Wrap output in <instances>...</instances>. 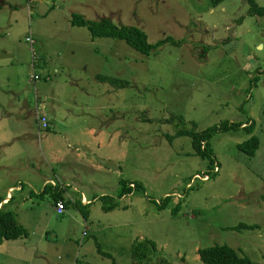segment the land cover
I'll return each instance as SVG.
<instances>
[{
    "label": "rangeland",
    "instance_id": "obj_1",
    "mask_svg": "<svg viewBox=\"0 0 264 264\" xmlns=\"http://www.w3.org/2000/svg\"><path fill=\"white\" fill-rule=\"evenodd\" d=\"M253 6L264 0H0V198L28 231L0 244V264H204L198 251L216 245L264 264V17ZM72 13L177 45L143 55L73 29ZM227 122L210 140L214 163L178 136ZM253 136L252 157L239 145ZM52 180L67 189L63 214L43 192ZM125 180L142 186L121 196ZM146 240L158 251L135 263Z\"/></svg>",
    "mask_w": 264,
    "mask_h": 264
},
{
    "label": "trees",
    "instance_id": "obj_2",
    "mask_svg": "<svg viewBox=\"0 0 264 264\" xmlns=\"http://www.w3.org/2000/svg\"><path fill=\"white\" fill-rule=\"evenodd\" d=\"M223 0H212L214 5H218ZM252 15H258L264 17V7L256 6L252 7L250 11ZM70 24L73 27H84L86 28L92 39L106 38V39H119L128 44L132 49L137 50L143 55H151L157 49L163 47L169 42H174L171 37H166L157 43H150L147 33L141 28L135 26H118L110 19H103L101 21H91L85 19L82 15L73 14L71 16ZM177 45V42H174ZM97 79L101 82L110 83L113 86H127L128 82H121L118 79H111L108 77L97 76ZM235 123H224L208 128L207 130L198 132L196 129L182 130L178 133V136H188L192 140V146L195 153L198 156L210 159L211 163H214L212 151L210 150V140L212 137L219 132H229L235 128ZM260 142L256 136H253L248 141L239 145V149L249 155L255 156ZM135 184L137 188L142 186L141 182L122 181L121 196L131 192L132 186ZM55 187V188H54ZM52 192L54 195L55 203L57 200L64 199V189L58 185L47 184L43 192ZM170 197L166 198V203L169 202ZM5 198H0V244L7 241H16L20 238L27 237L28 231L22 225L19 224L14 213L11 211H4L5 204L1 206ZM65 200V199H64ZM67 203V200L66 202ZM67 205V204H66ZM164 206V204L162 205ZM119 207V204L113 203L107 208V211L114 210ZM179 207V206H178ZM177 207L176 213L179 209ZM256 226H249L241 224L236 229H254ZM152 247L158 251L151 240L144 242L136 241L132 246V259L135 263L145 262L152 259L150 254L152 253ZM98 252L107 258L113 259L112 254L103 251L99 244H97ZM154 252V251H153ZM155 252V254H156ZM200 260L204 264H257L252 259L246 256H241L235 249L228 247L227 245H216L211 248H205L198 251ZM157 256V255H156ZM158 257V256H157ZM113 264H118L117 261H113Z\"/></svg>",
    "mask_w": 264,
    "mask_h": 264
},
{
    "label": "built area",
    "instance_id": "obj_3",
    "mask_svg": "<svg viewBox=\"0 0 264 264\" xmlns=\"http://www.w3.org/2000/svg\"><path fill=\"white\" fill-rule=\"evenodd\" d=\"M25 41L31 46V50L33 52V48H34V45H35V40H34L33 36L32 35L27 36ZM33 54H34V52H33ZM34 60H35V58H34ZM40 80H41V76L40 75L34 74L32 76V82L33 83H37V81H40ZM37 120H39V124H40V126L42 128H44V129H48L49 128L50 124H49V118L47 116H42L40 114L39 116H37ZM214 169H215L216 172H219V169H218L217 166L214 167ZM203 179L204 180L208 179V176L205 175ZM52 183H53L52 184L53 186L58 185V182L55 181V180H52ZM131 186H135V184H131ZM61 188H65V186L61 184ZM65 202H66V200H64V199L57 200L56 209H57L58 214H63L64 213V211L66 209V203ZM81 203L85 205V204H90L91 202L84 195H82L81 196ZM85 227H86V225H85ZM86 236H87V231H84L83 238L86 237Z\"/></svg>",
    "mask_w": 264,
    "mask_h": 264
},
{
    "label": "crops",
    "instance_id": "obj_4",
    "mask_svg": "<svg viewBox=\"0 0 264 264\" xmlns=\"http://www.w3.org/2000/svg\"><path fill=\"white\" fill-rule=\"evenodd\" d=\"M89 5V4H88ZM87 5V6H88ZM87 10H88V7H87ZM73 14H77V13H72L71 14V16L73 15ZM82 16H83V14H81ZM84 17V16H83ZM85 18V17H84ZM70 20H71V18H70ZM87 20H89V19H87ZM111 20V19H110ZM91 21H94V20H91ZM71 25V24H70ZM73 27V26H72ZM80 28H83V27H73V29H75V30H78V29H80ZM74 30V31H75ZM35 44H36V41H35ZM34 52V51H33ZM32 52V53H33ZM35 52H34V54H33V60H34V58H35ZM35 64H36V59L33 61V68H34V70H35ZM42 115V116H47L48 117V115H47V113L45 112V109L43 110L41 107H39V106H37V108H36V119H37V116H39V115ZM49 118V117H48ZM37 122H39V120H37ZM49 124H50V121H49ZM39 126H40V124H39ZM41 127V126H40ZM42 128V127H41ZM49 128H50V126H49ZM48 128V129H49ZM56 181V180H55ZM61 186V185H60ZM64 189V194H65V192H67V189H66V187L65 188H63ZM83 195V194H82ZM81 195V196H82ZM81 196H80V203H81ZM85 196V195H84ZM86 197V196H85ZM65 199V198H64ZM6 200H7V198H5V200H4V203L6 202ZM90 202H91V200H90ZM82 204V203H81ZM2 205H4L3 203L1 204V206ZM85 205H90V204H85ZM17 241V240H16Z\"/></svg>",
    "mask_w": 264,
    "mask_h": 264
}]
</instances>
